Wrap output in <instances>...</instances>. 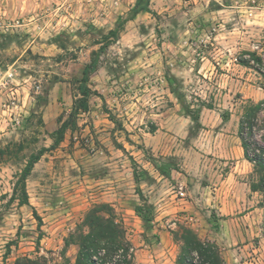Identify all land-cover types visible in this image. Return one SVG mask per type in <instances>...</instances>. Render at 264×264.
Wrapping results in <instances>:
<instances>
[{"label": "rangeland", "instance_id": "rangeland-1", "mask_svg": "<svg viewBox=\"0 0 264 264\" xmlns=\"http://www.w3.org/2000/svg\"><path fill=\"white\" fill-rule=\"evenodd\" d=\"M138 1L139 5L148 1L149 10L138 12L146 13L141 18L133 13ZM164 1L0 0V108L4 104H10V110L16 106V113L11 110V114L13 117L18 112L19 116L18 123L14 120L8 125L11 137L0 140V264H17L23 257L32 260L29 264L74 263L77 246L64 247V238L76 225L56 236L61 241L53 246L59 247L43 249L41 246L49 244L41 239L51 237L47 235L48 220L39 216V222L28 205L20 208L19 187L15 199L9 198L30 154L46 143L37 119L38 103L52 83L71 80L76 84L81 64L99 48L96 42L108 33L110 24L115 28L119 22L118 37L124 36L128 45L114 41L99 58L112 64L115 92L122 94L129 106L128 113L116 122L121 125L127 117L134 125L149 120L146 129L152 130L146 101L157 95L156 87L164 78H172L173 95L184 115V133L178 153L164 159L155 157L158 165L188 169L193 179L205 180L212 174L219 178L223 168L237 161L219 154H231L236 146L228 135L238 136L244 105L264 99V0H169L171 7L165 10L168 5ZM100 15L106 20L101 27L97 23ZM152 51L155 61H137L130 69L133 71H127L132 66L127 63L131 56ZM165 51L170 60L167 64L162 60ZM252 53L261 58L260 63ZM171 57H177L176 74L171 72ZM241 59L249 64H241ZM222 113L229 115L227 120L222 119ZM262 116L259 113L253 128L255 147H264ZM202 168L207 172L205 177ZM243 168L241 176L248 183L251 204L261 206L264 194L250 189L259 173L248 160ZM44 170L43 192L49 183L46 165ZM25 187L30 193L35 191L30 179ZM180 225L184 226L178 223L175 230ZM261 225L264 232V219ZM261 243L264 246V241ZM7 246L10 251L5 255ZM130 264H136L134 256Z\"/></svg>", "mask_w": 264, "mask_h": 264}, {"label": "crops", "instance_id": "crops-1", "mask_svg": "<svg viewBox=\"0 0 264 264\" xmlns=\"http://www.w3.org/2000/svg\"><path fill=\"white\" fill-rule=\"evenodd\" d=\"M164 3L168 5L164 10L171 7L169 0ZM145 14L140 12L136 18ZM97 23L101 27L106 20L100 15ZM124 39V36L118 37L115 43L128 47ZM168 55L165 51L162 56L165 64L170 63L166 59ZM155 59L153 51L133 55L127 60L128 65H132L127 71H133L130 69L136 66L137 61L148 60L150 63ZM171 59V72L176 74L177 57ZM89 61L90 56L81 64L74 85L79 84L76 80ZM111 65L98 61L96 70L85 82L90 90L87 109L77 114L75 128H67L59 143L46 150L34 163L26 179L31 180L35 191L30 193L26 190L28 203L20 205V208L28 205L33 214L35 212L38 217L48 220L47 235L51 237L41 241H46L49 246L41 247H59L53 245L61 241L56 238L60 232L73 229L90 206L106 204L126 229L136 264H175L180 242L174 238L173 231L178 223L183 224L179 215L185 209L195 216V221L183 225L201 241L213 242L224 264H264V246L261 243L264 241L261 225L263 208L251 204L247 195L248 183L241 176L246 159L239 137L228 135L235 139L236 146L231 154L227 151L219 155L236 157L237 161L221 168L224 172L219 178L215 179V174H212L210 179H193L190 170L176 168L163 175L149 156L164 159L167 155H175L184 133L183 111L170 89L168 78H164L159 88L156 87L159 90L157 95L146 101L150 107L147 117L152 119L153 131L146 129V121L149 123V120L134 125L128 117L122 118L121 126L116 120L124 112L128 113V104L122 94L115 92L113 83L116 81L112 79ZM74 85L71 80L52 83L38 103L37 119H40L47 138L45 147L53 143L50 133L59 127V117L65 120L80 96L78 86ZM9 107L12 106L4 104L0 108V140L11 137L12 129L8 125L14 120L19 122L18 112L13 117L11 114V110L16 113L17 107L11 110ZM46 158L47 162H44ZM44 165L49 173L45 192ZM136 170L137 180L134 176ZM200 172L202 176L207 173L203 168ZM179 184L185 187L186 200L177 197ZM136 205H142L146 213L150 211V222L136 213Z\"/></svg>", "mask_w": 264, "mask_h": 264}, {"label": "trees", "instance_id": "trees-1", "mask_svg": "<svg viewBox=\"0 0 264 264\" xmlns=\"http://www.w3.org/2000/svg\"><path fill=\"white\" fill-rule=\"evenodd\" d=\"M147 2L144 5H139L141 3L138 1L133 13L136 14L139 11H148ZM119 29L118 22L115 28L110 29L105 36H102L103 38L100 42H96L100 44L99 48L91 51L90 61L82 69L80 78L76 80L79 82L77 89L80 96L77 98L74 107L65 120H62V116L59 117V127L50 133V137L53 139V143L50 147L42 146L37 152L30 154L24 167L20 171V175L16 180L13 194L10 196L9 201L15 199L14 195L19 187L21 199L18 200V205L28 203L25 181L34 163L38 161L46 150L59 143L67 128H75L77 114L80 111L86 110L88 107L87 97L90 90L85 85V82L88 81L90 74L96 70L102 51L117 40ZM252 55L257 63L261 62L260 57L255 56L253 53ZM240 63L244 65L249 64L245 59H241ZM168 81L171 85L170 89L172 93L175 94V90L172 87L173 79L168 78ZM259 113H262V120L264 122V99L257 102H249L244 105L243 112L239 119L238 137L245 159L252 163L254 170L259 173L258 181L250 183V189L252 191H260L264 194V147L261 145L256 147L253 146L255 142H257L254 138L253 128L257 125ZM221 117L225 121L228 119L229 115L222 113ZM192 118L195 119V116ZM150 131H153V128ZM256 149L259 153L256 152ZM1 151L2 153L7 152L6 150ZM149 158L163 175H167L170 169L174 168L167 163L158 165L156 158L151 155ZM134 176L137 180V170ZM139 194L141 199L145 201L146 199L141 192H139ZM261 206L264 210V204ZM147 208L148 206L146 209ZM135 210L146 222L152 220V214L149 213L150 211L147 213L144 212L142 205H136ZM36 217L40 222L39 217L37 215ZM173 235L174 238L180 242V250L175 264H224L218 247L213 242L201 241L189 227L180 225L178 229L173 231ZM69 245L77 246L73 264H130L133 256L132 252H130L132 243L127 237L126 229L123 227L122 223L114 217L111 208L106 204H94L85 211L81 220L76 224L74 231L70 232L68 236L64 238V247H68ZM9 247L10 246H7L5 255L9 253ZM31 262L32 260L27 257L17 259V264H29Z\"/></svg>", "mask_w": 264, "mask_h": 264}, {"label": "built area", "instance_id": "built-area-1", "mask_svg": "<svg viewBox=\"0 0 264 264\" xmlns=\"http://www.w3.org/2000/svg\"><path fill=\"white\" fill-rule=\"evenodd\" d=\"M187 193L185 192V187L183 184H179L178 191H177V197L186 200L187 199ZM179 219L183 222V224L188 225L195 221V216L192 213H189L185 209L181 210V213L179 215ZM133 250V247L131 248V251Z\"/></svg>", "mask_w": 264, "mask_h": 264}]
</instances>
